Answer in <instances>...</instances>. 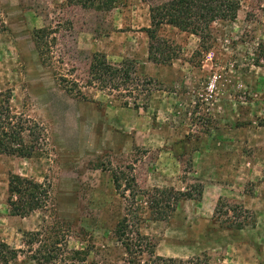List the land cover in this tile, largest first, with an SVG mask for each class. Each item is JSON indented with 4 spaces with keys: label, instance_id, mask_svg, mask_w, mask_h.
Segmentation results:
<instances>
[{
    "label": "rangeland",
    "instance_id": "rangeland-1",
    "mask_svg": "<svg viewBox=\"0 0 264 264\" xmlns=\"http://www.w3.org/2000/svg\"><path fill=\"white\" fill-rule=\"evenodd\" d=\"M112 1L110 10H95L66 0H0V91H10L13 111L42 126L45 138L32 157L0 155V241L19 248L23 231L55 219L71 247L104 248L111 264H165L147 255L127 263L112 239L130 194L116 189L122 172L138 190L193 194L164 220L149 218L137 194L132 209L155 256L264 264V0H239L236 18L214 22L201 53L198 36L162 25L158 36L177 52L169 63L149 59L144 31L149 5L164 0ZM98 52L111 64L131 63L142 92L129 93L130 107L88 84ZM11 174L41 183L47 206L12 215ZM219 199L246 209L241 229L229 224L231 212L214 217Z\"/></svg>",
    "mask_w": 264,
    "mask_h": 264
},
{
    "label": "trees",
    "instance_id": "trees-1",
    "mask_svg": "<svg viewBox=\"0 0 264 264\" xmlns=\"http://www.w3.org/2000/svg\"><path fill=\"white\" fill-rule=\"evenodd\" d=\"M66 1L69 5L95 10H110L113 7L112 0ZM239 6V0L152 2L149 5L150 26L144 28L149 39V59L154 63H169L177 57L174 46L167 39L158 36V30L162 25L168 24L198 36L200 43L195 53H201L209 49L213 23L235 19ZM43 31L44 29H39L37 33ZM130 64L129 61L111 64L103 53H94L87 68L88 84L98 85L103 90L108 89L109 95L114 92L119 99L124 97L120 100L119 106L130 107L129 93L135 98L142 92ZM133 106L139 108L136 103ZM44 139L43 127L23 114L14 112L10 91H0V155L32 157L38 152ZM121 174L122 172H119L114 175L116 189L122 188V194L127 191L130 194L127 198L125 195L122 196L127 201L126 210L112 228V239L125 253L127 263L129 256L134 263V260H141L145 255L164 261L165 264L181 262V259L155 256V244L140 232L138 226L141 218L136 208L132 209V205L136 202L137 194H141L146 197L148 217L164 220L175 211L181 200L191 199L193 194L189 190L174 188L154 187L138 190L133 176L122 179ZM7 192V204L12 215L24 217L47 206L49 197L47 190L41 183L31 178L11 174L8 178ZM230 212L235 218L229 224L241 229L247 222L248 216L244 215L247 213L246 209L240 204H231L227 200L219 199L214 209V217H228ZM44 221L45 224L40 228L22 232L19 248L0 241V264H111L104 254V248L71 247L67 235L55 219L47 224L46 220Z\"/></svg>",
    "mask_w": 264,
    "mask_h": 264
}]
</instances>
